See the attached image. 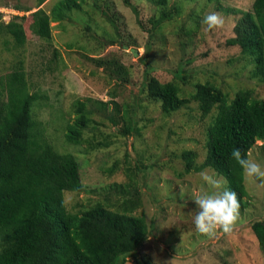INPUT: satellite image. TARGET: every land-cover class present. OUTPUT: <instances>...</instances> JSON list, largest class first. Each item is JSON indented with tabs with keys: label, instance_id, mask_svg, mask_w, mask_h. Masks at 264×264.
I'll list each match as a JSON object with an SVG mask.
<instances>
[{
	"label": "rangeland",
	"instance_id": "374dc122",
	"mask_svg": "<svg viewBox=\"0 0 264 264\" xmlns=\"http://www.w3.org/2000/svg\"><path fill=\"white\" fill-rule=\"evenodd\" d=\"M253 1L219 0L228 9L224 12L207 0L180 3V15L154 30L152 38L149 19L157 10L147 0H76L77 6L66 8L61 21L42 27L38 12L50 15L66 0H47L38 8L35 0L0 1V22H13L15 31H21L18 37L0 35V76L26 73L30 92L43 97L33 108L43 136L79 164L84 190L65 194L68 208L103 201L112 183L128 185L126 196L138 200L133 213L145 218L149 235L125 264H264L250 227L254 220L264 221V173L255 180L245 175L247 206L239 208L240 220L231 233H200L191 213L193 200L215 190L201 173L227 187L209 168L184 173L183 153L191 152L195 165L206 158L208 120L201 118L195 102L165 115L143 88L156 78L175 81L188 95L197 82L209 79L232 89L251 88L254 96L264 98V72L255 75V64L239 47L226 43L235 35L238 18L229 9L247 11ZM174 2L170 0V6ZM210 12L222 16V27L208 30L201 23ZM191 13L193 20L188 19ZM189 28L193 30L186 38L184 30ZM180 63L185 74L177 79L173 72ZM80 101L91 110V122L81 144L72 145L65 142L64 125ZM133 122L137 129L123 134ZM248 159L264 164V143L258 141Z\"/></svg>",
	"mask_w": 264,
	"mask_h": 264
},
{
	"label": "trees",
	"instance_id": "16d2710c",
	"mask_svg": "<svg viewBox=\"0 0 264 264\" xmlns=\"http://www.w3.org/2000/svg\"><path fill=\"white\" fill-rule=\"evenodd\" d=\"M35 1L38 8L47 0ZM147 1L157 10V15L149 19L152 38L154 30H161L166 22L180 15V3L191 0H176L172 6L170 0ZM207 2L218 3L219 10L228 11L219 0ZM70 5L77 6L76 0H66L54 7L50 15L40 10L41 27L61 21ZM229 10L238 18L233 27L235 35L226 43L239 47L241 55L255 64V75L263 73L264 0H254L247 11ZM133 11L138 16L134 7ZM188 19L193 20V13ZM16 27L13 22H0V35L18 37L21 31H15ZM191 30H184L186 38ZM183 71L180 63L174 77L182 79ZM26 76L20 70L0 76V264H125L149 235L145 218L133 213L138 200L126 196L130 193L128 185L112 183L103 201L79 209L68 208L65 194L84 190L79 164L71 153L58 152L43 136L42 125L33 114L34 106L43 97L30 92ZM194 86V93L185 95L175 81L161 83L150 78L143 88L160 103L165 115L190 102L197 104L201 118L208 120L206 158L195 165L193 154L183 153L184 173L212 169L237 193L243 209L248 195L245 173L234 152L239 149L248 158L258 141L264 143V98L254 96L251 88L232 89L209 79ZM90 115L85 102L76 103L74 117L65 120L66 143L81 144ZM136 129L133 122L122 132ZM250 227L264 257V221L254 220Z\"/></svg>",
	"mask_w": 264,
	"mask_h": 264
},
{
	"label": "clouds",
	"instance_id": "9594fccd",
	"mask_svg": "<svg viewBox=\"0 0 264 264\" xmlns=\"http://www.w3.org/2000/svg\"><path fill=\"white\" fill-rule=\"evenodd\" d=\"M201 23L208 30L222 27L224 19L216 12H210L203 16ZM234 157L250 179H257L264 173V164L257 159H248L236 149ZM202 179L211 183L215 190L197 195L193 202L196 208L193 210L195 228L202 234L214 236L218 229L224 233H231L234 226L240 220V205L237 193L228 187L221 185L220 181L201 173Z\"/></svg>",
	"mask_w": 264,
	"mask_h": 264
}]
</instances>
